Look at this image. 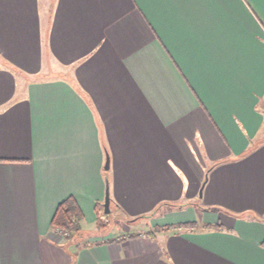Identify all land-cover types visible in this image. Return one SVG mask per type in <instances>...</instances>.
Masks as SVG:
<instances>
[{"label":"crops","instance_id":"1","mask_svg":"<svg viewBox=\"0 0 264 264\" xmlns=\"http://www.w3.org/2000/svg\"><path fill=\"white\" fill-rule=\"evenodd\" d=\"M0 264H264V0H0Z\"/></svg>","mask_w":264,"mask_h":264},{"label":"trees","instance_id":"2","mask_svg":"<svg viewBox=\"0 0 264 264\" xmlns=\"http://www.w3.org/2000/svg\"><path fill=\"white\" fill-rule=\"evenodd\" d=\"M102 210V207H101ZM101 210H99V216L97 219V230H105V225L102 222ZM84 222V214L82 210L80 209L79 205L77 204L74 197H69L63 202H61L58 205V208L55 212V215L51 221V227L55 230L60 231L65 236L68 234V232H71V235H69L67 238L70 240L71 236H73L76 233L81 232V225ZM196 225L193 223H185L180 225H175L174 227L178 229H192ZM169 227V228H174ZM168 227H164L163 229H169ZM82 234V232H81ZM136 235H129V237H135Z\"/></svg>","mask_w":264,"mask_h":264},{"label":"rangeland","instance_id":"3","mask_svg":"<svg viewBox=\"0 0 264 264\" xmlns=\"http://www.w3.org/2000/svg\"><path fill=\"white\" fill-rule=\"evenodd\" d=\"M100 210H101V208H100ZM103 211H104V209L102 207V210L100 211L101 212L100 217L102 218V222L105 225V228H104L105 232L103 230H101L100 232L109 233V232L113 231V232L122 233V234L124 232H126L125 225H129V223H125L123 221V218L120 217L116 212L113 211V207H112V212L108 215L104 214ZM93 228L97 229V222H96V224L93 225ZM93 228H92V230H94ZM81 231H82V229H81ZM69 235H71V232L70 233L68 232L66 237H68ZM81 235H82L81 232L76 233L73 236H71V239L78 241Z\"/></svg>","mask_w":264,"mask_h":264},{"label":"water","instance_id":"4","mask_svg":"<svg viewBox=\"0 0 264 264\" xmlns=\"http://www.w3.org/2000/svg\"><path fill=\"white\" fill-rule=\"evenodd\" d=\"M106 171H108L110 169V158H107V162H106V166H105ZM106 197L105 200L102 204V207L104 209V214L108 215L112 212V199H111V195H110V183H109V178L108 176L106 177Z\"/></svg>","mask_w":264,"mask_h":264}]
</instances>
